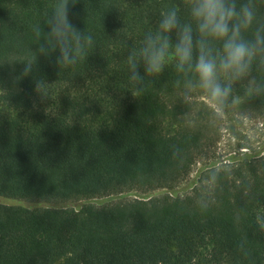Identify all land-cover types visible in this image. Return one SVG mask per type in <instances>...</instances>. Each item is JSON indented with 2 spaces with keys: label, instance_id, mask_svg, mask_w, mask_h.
Masks as SVG:
<instances>
[{
  "label": "trees",
  "instance_id": "obj_1",
  "mask_svg": "<svg viewBox=\"0 0 264 264\" xmlns=\"http://www.w3.org/2000/svg\"><path fill=\"white\" fill-rule=\"evenodd\" d=\"M253 2L249 39L264 23ZM56 3L0 0V198L18 202L0 203V264H264V148L200 167L180 192L216 141V111L202 89L185 93L171 51L159 75L129 78L128 56L170 8L195 28L185 0H77L71 19L94 44L66 67L33 33ZM258 86L259 59L223 111L264 116Z\"/></svg>",
  "mask_w": 264,
  "mask_h": 264
},
{
  "label": "clouds",
  "instance_id": "obj_2",
  "mask_svg": "<svg viewBox=\"0 0 264 264\" xmlns=\"http://www.w3.org/2000/svg\"><path fill=\"white\" fill-rule=\"evenodd\" d=\"M76 3L77 0H57L45 21L48 30L40 25L33 27L39 45L37 53L46 59L58 53L55 63L65 67L83 62L94 44L93 37L85 36L71 19ZM185 4L195 28L193 23H182L177 9L170 8L162 16L159 30L147 34L139 52L128 56L129 78L137 86L142 84L141 67L146 75H159L171 51L176 71L184 77L185 93L202 89L222 111L229 103L233 82L248 76L257 59L264 66V23L255 27L250 39L246 38L245 33L253 28L257 18L253 0H185ZM38 57L34 53L24 64L19 79L29 76ZM220 73L227 83L221 82ZM176 83L179 85L180 80ZM34 90L41 101L47 99L43 81L36 82ZM141 91L137 87L134 95L139 96ZM256 91L264 92V87L258 86Z\"/></svg>",
  "mask_w": 264,
  "mask_h": 264
},
{
  "label": "rangeland",
  "instance_id": "obj_3",
  "mask_svg": "<svg viewBox=\"0 0 264 264\" xmlns=\"http://www.w3.org/2000/svg\"><path fill=\"white\" fill-rule=\"evenodd\" d=\"M202 99L209 108L216 111V141L206 157L193 166L188 179L179 185L178 189L182 193L189 191L188 186L195 180L200 167L229 163L233 157L242 152L261 153L264 148L263 115L242 113L232 108H228L224 112L219 110L215 102L209 97H203ZM158 192L155 191L153 194ZM136 194L140 193L124 194L123 196L131 198L137 197L135 196ZM0 203L7 205L18 204L17 201L6 198H0Z\"/></svg>",
  "mask_w": 264,
  "mask_h": 264
}]
</instances>
